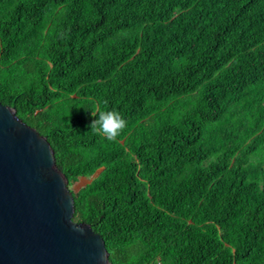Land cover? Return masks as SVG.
Listing matches in <instances>:
<instances>
[{
    "label": "trees",
    "instance_id": "1",
    "mask_svg": "<svg viewBox=\"0 0 264 264\" xmlns=\"http://www.w3.org/2000/svg\"><path fill=\"white\" fill-rule=\"evenodd\" d=\"M0 102L111 264H264V0H0Z\"/></svg>",
    "mask_w": 264,
    "mask_h": 264
},
{
    "label": "water",
    "instance_id": "2",
    "mask_svg": "<svg viewBox=\"0 0 264 264\" xmlns=\"http://www.w3.org/2000/svg\"><path fill=\"white\" fill-rule=\"evenodd\" d=\"M74 210L47 138L0 102V264H111L103 238Z\"/></svg>",
    "mask_w": 264,
    "mask_h": 264
},
{
    "label": "clouds",
    "instance_id": "3",
    "mask_svg": "<svg viewBox=\"0 0 264 264\" xmlns=\"http://www.w3.org/2000/svg\"><path fill=\"white\" fill-rule=\"evenodd\" d=\"M93 117L92 127L98 129L108 140H115L127 127L126 119L115 110L103 111Z\"/></svg>",
    "mask_w": 264,
    "mask_h": 264
},
{
    "label": "rangeland",
    "instance_id": "4",
    "mask_svg": "<svg viewBox=\"0 0 264 264\" xmlns=\"http://www.w3.org/2000/svg\"><path fill=\"white\" fill-rule=\"evenodd\" d=\"M90 179H91L90 177H88V178L82 177V178L79 179L78 182H76L72 186H70V189L76 191L79 187H82V186L86 185L89 182Z\"/></svg>",
    "mask_w": 264,
    "mask_h": 264
}]
</instances>
